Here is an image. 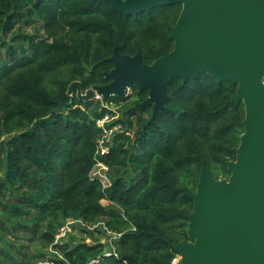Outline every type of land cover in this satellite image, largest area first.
<instances>
[{"label":"trees","instance_id":"trees-1","mask_svg":"<svg viewBox=\"0 0 264 264\" xmlns=\"http://www.w3.org/2000/svg\"><path fill=\"white\" fill-rule=\"evenodd\" d=\"M181 8L122 16L102 0H0V264L178 258L201 168L227 179L235 160L244 120L243 104L231 102L237 86L206 74L174 78L152 121L146 90L85 102L67 90L108 84L114 48L145 65L170 53ZM106 114L121 130L100 156L96 121ZM97 162L108 169L106 188L90 177ZM68 219L78 221L76 236L54 244ZM108 233L116 256L104 255Z\"/></svg>","mask_w":264,"mask_h":264},{"label":"water","instance_id":"water-1","mask_svg":"<svg viewBox=\"0 0 264 264\" xmlns=\"http://www.w3.org/2000/svg\"><path fill=\"white\" fill-rule=\"evenodd\" d=\"M122 16L149 13L169 5L181 11L167 39L173 50L142 63L139 54L114 48L108 61L110 82L81 93L78 82L67 94L80 101L124 96L132 88L148 92L152 121L167 99V84L206 74L216 83L237 86L233 105L244 106L243 134L227 162L229 177L214 180L201 168L189 196V242L174 252L180 264H264V0H102Z\"/></svg>","mask_w":264,"mask_h":264},{"label":"built area","instance_id":"built-area-1","mask_svg":"<svg viewBox=\"0 0 264 264\" xmlns=\"http://www.w3.org/2000/svg\"><path fill=\"white\" fill-rule=\"evenodd\" d=\"M113 117L110 115L106 114L102 118L98 119L96 121V125L102 130V139L98 141L97 144V150L96 153L99 154L100 156L104 155L107 153V143L109 144L110 142V137L120 131V126L119 125H114L112 127H108V125L113 121ZM107 167L104 166L101 162H97L94 167L92 168L90 172V177L91 179H97L100 181L102 186L104 188L108 187L110 185V181L107 177ZM103 171V172H101ZM78 221H73V220H66L65 223L60 227L58 232L55 235L54 239V244L60 243L63 239H66L69 235L76 236L77 231L73 229L72 226H74ZM93 229V228H92ZM107 238H103L100 243L105 245L104 249V255L105 256H111L112 254L116 256L113 248V240L116 239V236L110 235L109 233L107 234ZM85 242L89 243L90 241L85 238ZM178 259H174L172 264H177ZM46 264V263H43Z\"/></svg>","mask_w":264,"mask_h":264},{"label":"rangeland","instance_id":"rangeland-1","mask_svg":"<svg viewBox=\"0 0 264 264\" xmlns=\"http://www.w3.org/2000/svg\"><path fill=\"white\" fill-rule=\"evenodd\" d=\"M128 93H130V90L128 91ZM101 172H103V171H101ZM102 204L106 205L107 202H106V201H103ZM176 259H178V261L180 262V257H179V256H178V258H176ZM179 264H180V263H179Z\"/></svg>","mask_w":264,"mask_h":264},{"label":"crops","instance_id":"crops-1","mask_svg":"<svg viewBox=\"0 0 264 264\" xmlns=\"http://www.w3.org/2000/svg\"><path fill=\"white\" fill-rule=\"evenodd\" d=\"M104 205V204H103Z\"/></svg>","mask_w":264,"mask_h":264}]
</instances>
